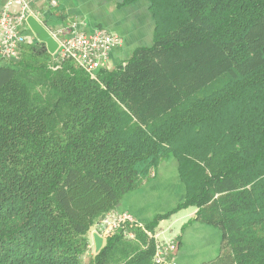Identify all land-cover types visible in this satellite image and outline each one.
I'll use <instances>...</instances> for the list:
<instances>
[{
	"label": "trees",
	"instance_id": "trees-1",
	"mask_svg": "<svg viewBox=\"0 0 264 264\" xmlns=\"http://www.w3.org/2000/svg\"><path fill=\"white\" fill-rule=\"evenodd\" d=\"M137 0H123L130 5ZM153 45L91 79L36 40L0 64V264H153L88 234L169 158L221 264H264V0H146Z\"/></svg>",
	"mask_w": 264,
	"mask_h": 264
},
{
	"label": "crops",
	"instance_id": "crops-1",
	"mask_svg": "<svg viewBox=\"0 0 264 264\" xmlns=\"http://www.w3.org/2000/svg\"><path fill=\"white\" fill-rule=\"evenodd\" d=\"M6 1L0 0V12ZM31 7L34 18L49 33L68 32L70 24L78 23L86 33L99 29L119 37L122 44L107 56L109 70L124 65L135 51L153 45L154 20L146 0L130 5H124L123 0H39ZM185 198L178 163L169 158L159 164L150 179L126 194L115 211L129 213L141 226L170 214L158 223L154 233L163 240L177 239V264H221L226 254L221 229L196 221L197 210L193 207L173 213ZM92 233L88 234V255L94 254Z\"/></svg>",
	"mask_w": 264,
	"mask_h": 264
},
{
	"label": "built area",
	"instance_id": "built-area-1",
	"mask_svg": "<svg viewBox=\"0 0 264 264\" xmlns=\"http://www.w3.org/2000/svg\"><path fill=\"white\" fill-rule=\"evenodd\" d=\"M39 0H7L0 12V64L5 65L19 58L22 48L35 41L26 24L28 16H33L32 4ZM51 5H55L52 1ZM30 37H28V33ZM58 43L56 61L69 62L85 72L91 79L106 69L108 54L122 44L119 37L104 30L86 33L80 24L72 23L68 32L58 30L50 33ZM132 228L143 230V226L127 212L115 210L104 215L91 231L105 239L114 232L123 231L126 239H133ZM153 241V264H177L178 242L176 238L160 239L159 235L150 237Z\"/></svg>",
	"mask_w": 264,
	"mask_h": 264
},
{
	"label": "water",
	"instance_id": "water-1",
	"mask_svg": "<svg viewBox=\"0 0 264 264\" xmlns=\"http://www.w3.org/2000/svg\"><path fill=\"white\" fill-rule=\"evenodd\" d=\"M26 24L35 40L45 45L49 55L55 56L58 43L51 34L33 16L27 17ZM91 238L94 246V254H97L102 249L103 238L95 232L91 234Z\"/></svg>",
	"mask_w": 264,
	"mask_h": 264
},
{
	"label": "rangeland",
	"instance_id": "rangeland-1",
	"mask_svg": "<svg viewBox=\"0 0 264 264\" xmlns=\"http://www.w3.org/2000/svg\"><path fill=\"white\" fill-rule=\"evenodd\" d=\"M29 44H32V43L27 42V43L24 45V47H25V46H28ZM24 47H23V48H24ZM188 208H189V207H188ZM187 213H188V212H185V214H187Z\"/></svg>",
	"mask_w": 264,
	"mask_h": 264
}]
</instances>
